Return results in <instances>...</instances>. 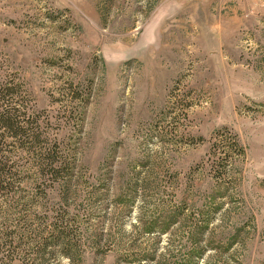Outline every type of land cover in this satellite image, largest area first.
<instances>
[{
  "label": "rangeland",
  "instance_id": "obj_1",
  "mask_svg": "<svg viewBox=\"0 0 264 264\" xmlns=\"http://www.w3.org/2000/svg\"><path fill=\"white\" fill-rule=\"evenodd\" d=\"M5 79L70 162L69 214L91 206L88 264H264V0H0Z\"/></svg>",
  "mask_w": 264,
  "mask_h": 264
},
{
  "label": "trees",
  "instance_id": "obj_2",
  "mask_svg": "<svg viewBox=\"0 0 264 264\" xmlns=\"http://www.w3.org/2000/svg\"><path fill=\"white\" fill-rule=\"evenodd\" d=\"M20 87L14 79L0 81V264H54L62 258L67 259V264H86L87 255L81 247L91 237L84 235L78 220L89 218L91 206L84 207L81 214H69L66 198L71 185H78L76 181L72 183L70 162L61 155L55 157L59 151L43 129L49 120L42 125L35 112L27 113L28 99ZM233 143L238 145L235 140ZM23 173L30 178L32 194H37L41 186L60 185L62 213L48 207L44 215L37 214L31 201H21L19 189L23 188L19 179ZM89 195L93 200L97 190L90 187ZM100 239L97 232L90 242L97 244ZM113 240L114 237L109 244ZM120 254V262H133L131 250ZM96 256L99 255L92 253L93 261ZM161 260L156 264H191L186 259L179 263Z\"/></svg>",
  "mask_w": 264,
  "mask_h": 264
},
{
  "label": "water",
  "instance_id": "obj_3",
  "mask_svg": "<svg viewBox=\"0 0 264 264\" xmlns=\"http://www.w3.org/2000/svg\"><path fill=\"white\" fill-rule=\"evenodd\" d=\"M106 54L105 55H110V54H108L107 52H105Z\"/></svg>",
  "mask_w": 264,
  "mask_h": 264
}]
</instances>
